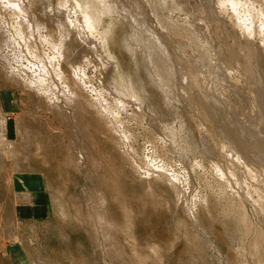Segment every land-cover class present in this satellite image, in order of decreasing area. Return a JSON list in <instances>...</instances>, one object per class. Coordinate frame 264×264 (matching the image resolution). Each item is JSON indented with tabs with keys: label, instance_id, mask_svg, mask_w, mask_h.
<instances>
[{
	"label": "rangeland",
	"instance_id": "obj_1",
	"mask_svg": "<svg viewBox=\"0 0 264 264\" xmlns=\"http://www.w3.org/2000/svg\"><path fill=\"white\" fill-rule=\"evenodd\" d=\"M215 1L0 0V264H264V0Z\"/></svg>",
	"mask_w": 264,
	"mask_h": 264
},
{
	"label": "bare ground",
	"instance_id": "obj_2",
	"mask_svg": "<svg viewBox=\"0 0 264 264\" xmlns=\"http://www.w3.org/2000/svg\"><path fill=\"white\" fill-rule=\"evenodd\" d=\"M7 1H8V0H7ZM41 1H42V0H41ZM70 1H71V0H70ZM73 1H74V0H73ZM113 1H114V0H113ZM162 1H163V0H162ZM216 1H217V4H218L219 7L224 5V4H223V3H224V2H223L224 0H216ZM216 1H215V2H216ZM226 1L228 2V3H227V4H228V7H229V5H232V6H230V7H232V9L235 8V6L239 5L240 3H244V4L246 3L245 0H226ZM226 1H225V3H226ZM251 1H253V0H251ZM257 1L259 2V0H257ZM257 1H255V2H257ZM77 2H78V1H77ZM110 2H111V1H110ZM249 2H250V1H248V3H249ZM258 2L256 3V5L259 4ZM48 3H49V2H48ZM84 3H85V2H84ZM91 3H92V2H91ZM91 3L89 2V4H91ZM149 3H150V2H149ZM207 3H208V2H207ZM260 3H261V0H260ZM5 4H6V3H5ZM77 4H78V3H76V5H77ZM100 4H101V3H100ZM135 4H136V3H135ZM222 4H223V5H222ZM244 4H242V5H244ZM250 4H251V2H250ZM250 4H248V5H250ZM261 4H262V3H261ZM17 5H18V4H17ZM21 5H22V4H21ZM70 5H71V4H70ZM79 5H80V2H79ZM79 5H77V6H79ZM84 5H85V4H84ZM108 5H109V4H108ZM108 5H107V6H108ZM129 5H130V4H129ZM137 5H138V4H137ZM214 5H216V3H214ZM225 5H226V4H225ZM242 5H241V6H242ZM253 5H254V4H253ZM263 5H264V3H263ZM15 6H16V4H15ZM49 6H50V5H49ZM49 6H48V7H49ZM72 6H74V5H72ZM80 6H81V5H80ZM111 6H112V5H111ZM114 6H116V5H114ZM135 6H136V5H135ZM218 6L216 5V7H218ZM244 6H245V5H244ZM250 6H251V5H250ZM13 7H14V5H13ZM18 7H19V6H18ZM50 7H51V6H50ZM102 7H103V6H102ZM137 7H138V6H137ZM195 7H196V6H195ZM216 7L214 6V8H216ZM239 7H240V6H239ZM246 7H247V6H246ZM257 7H258V6H257ZM16 8H17V6H16ZM72 8H73V7H72ZM81 8H82V7H81ZM107 8H108V7H107ZM146 8H147V7H146ZM152 8H153V7H152ZM197 8H198V7H197ZM222 8H223V10H224V7H222ZM250 8H251V7H250ZM258 8H259V7H258ZM263 8H264V7H263ZM20 9H21V8H20ZM20 9H19V10H20ZM48 9H49V8H47V10H48ZM79 9H80V8H79ZM104 9L107 10L106 8H104ZM108 9H110V8H108ZM112 9H113V8H112ZM138 9H140V8H138ZM178 9H179V8H178ZM220 9H221V7H220ZM227 9H228V8H227ZM244 9H245V13L248 12V11H246V8H244ZM253 9H254V8H253ZM253 9H252V10H253ZM255 9H256V8H255ZM11 10H12V9H11ZM14 10H15V9H14ZM62 10H63V8H62ZM62 10H60V11H62ZM74 10H76V9L74 8ZM142 10H143V9H142ZM142 10H141V11H142ZM167 10H168V9H167ZM218 10H219V9H218ZM221 10H222V9H221ZM225 10H226V9H225ZM236 10H237V9H236ZM247 10H248V8H247ZM249 10H250V9H249ZM76 11H77V10H76ZM83 11H84V10H83ZM83 11H82V12H83ZM111 11H112V10H111ZM113 11H114V10H113ZM137 11H138V10H137ZM149 11H150V10H149ZM152 11H153V10H152ZM171 11H172V10H171ZM204 11H205V10H204ZM234 11H235V10H234ZM238 11H239V10H238ZM238 11H237V12H238ZM243 11H244V10H243ZM16 12H18V11L16 10ZM65 12H66V11H65ZM82 12H81V13H82ZM101 12H102V11H101ZM138 12H139V11H138ZM153 12H155V11H153ZM226 12H227V11H226ZM226 12H225V13H226ZM60 13H61V12H59V14H60ZM63 13H64V11H63ZM69 13H70V12H69ZM73 13H74V12H73ZM77 13H78V12H77ZM191 13H192V12H191ZM208 13H209V12H208ZM234 13H235V12H234ZM234 13H233V14H234ZM238 13H239V12H238ZM74 14H75V13H74ZM78 14H79V13H78ZM90 14H91V13H90ZM90 14H89V15H90ZM100 14H101V13H100ZM149 14H150V12H149ZM153 14H154V13H153ZM230 14H231V13H230ZM241 14H242V13H241ZM250 14H252V17H253L254 20H255L257 16L260 15V17H261L262 15H264V11H263V10L261 9V7H260V10H259V11H256V10H255V12H254V10H253L252 13H251V11H250ZM60 15H61V14H60ZM66 15H67V14H66ZM66 15H64V18L66 17ZM72 15H73V14H72ZM75 15H76V14H75ZM79 15H80V14H79ZM89 15H88L87 12H85L84 15L82 14L81 16L83 17V21L85 22L86 26L91 28V27L94 25V22L96 23V20L94 21V19H93L92 17H90ZM104 15H105V14H104ZM157 15H158V14L156 13V16H157ZM234 15H236V13H235ZM243 15H245V14H243ZM247 15H248V13H247ZM15 16H16V15H15ZM19 16H20V15H19ZM52 16H53V15H52ZM68 16H69V15H68ZM70 16H71V15H70ZM76 16H77V15H76ZM98 16H99V15H98ZM159 16H160V15H159ZM238 16L240 17L241 15L239 14ZM238 16H237V17H238ZM249 16H250V15H249ZM249 16H248V17H249ZM57 17H58V16H57ZM57 17H56V18H57ZM72 17L74 18V16H71V18H72ZM82 17H81V18H82ZM94 17H95V16H94ZM111 17H112V16H111ZM147 17H148V16H147ZM237 17H236V18H237ZM248 17H246V18H248ZM252 17H251V18H252ZM263 17H264V16H263ZM263 17H262V18H263ZM22 18H23V17H22ZM49 18H50V17H49ZM58 18H59V17H58ZM62 18H63V17H62ZM73 18H72V20H74ZM79 18H80V17H79ZM79 18H78V19H79ZM96 18H97V17H96ZM101 18H102V17H101ZM113 18H114V17H113ZM233 18H235V17H233ZM233 18H232V19H233ZM241 18H242V17H241ZM243 18H245V16H244ZM258 18H259V17H258ZM19 19H20V18H19ZM76 19H77V17H76ZM98 19H100V16H99ZM123 19H124V18H123ZM158 19H160V17H158ZM198 19H199V18H198ZM198 19H197V20H198ZM223 19H224V18H223ZM228 19H229V18H228ZM239 19H240V18H239ZM31 20H32V19H31ZM57 20H58V19H57ZM63 20H64V19H63ZM72 20H71V22H72ZM100 20H101V19H100ZM154 20H155V19H154ZM201 20H202V19H201ZM249 20H250V19H249ZM249 20H247V21L245 20L246 23H247ZM261 20H262V19H261ZM53 21H54V20H53ZM66 21H67V20H66ZM128 21H129V20H128ZM138 21H139V20H137V22H138ZM149 21H150V20H149ZM237 21H240V20H237ZM243 21H244V20H243ZM250 21H251V20H250ZM252 21H253V20H252ZM258 21H259V19H258ZM17 22H18V20H17ZM32 22H33V21H32ZM41 22H42V21H41ZM56 22H57V21H56ZM56 22H55V23H56ZM58 22H59V21H58ZM64 22H65V20H64ZM76 22H77V21H76ZM126 22H127V21H126ZM135 22H136V21H135ZM143 22H144V21H143ZM143 22H142V23H143ZM150 22H151V21H150ZM150 22H149V24H150ZM167 22H168V20L165 21V23H167ZM170 22H171V21H170ZM253 22H254L253 24L255 25L256 22H255V21H253ZM30 23H31V22H30ZM46 23H47V22H46ZM77 23H78V22H77ZM98 23H99V22H98ZM109 23H110V22H109ZM112 23H113V22H112ZM112 23H111V24H112ZM138 23H139V22H138ZM159 23L161 24L160 26H162V27L164 26V23H163V21H162L161 19L159 20ZM236 23H237V22H236ZM241 23H243V22H241ZM241 23H240V24H241ZM250 23H251V22H250ZM262 23H263V25H264V21H262ZM39 24H40V23H39ZM57 24H58V23H57ZM67 24H68V22H67ZM72 24H73V23H72ZM78 24H79V23H78ZM83 24H84V23H83ZM83 24H82V26H83ZM130 24H131V23H130ZM185 24H186V23H185ZM253 24H252L251 26L248 24V26H249V27L247 28L248 33H252V31H253V29H254V27H255V26H253ZM257 24H258V23H257ZM43 25H45V24H43ZM43 25H42V26H43ZM47 25H48V24H47ZM55 25H56V24H55ZM59 25H60V24H59ZM65 25H66V24H65ZM80 25H81V21H80ZM80 25H79V26H80ZM97 25H98V24H97ZM97 25H96V26H97ZM171 25H172V24H171ZM173 25H174V24H173ZM234 25H236V24L234 23ZM237 25H239V24L237 23ZM243 25H245V24H243ZM243 25H242V27H241L240 25H239V26H240L241 28H243V27H244ZM261 25H262V24H260L259 26H261ZM30 26H31V25H30ZM42 26H41V27H42ZM60 26H64V25H63V21H62V25H60ZM68 26H69V25H67L66 27H68ZM73 26H74V25H73ZM94 26H95V25H94ZM143 26H144V25H143ZM166 26H167V25H166ZM169 26H170V25H169ZM239 26H238V28H239ZM24 27H25V26H24ZM24 27H23V28H24ZM36 27H37V26H36ZM56 27H57V26H56ZM66 27H61V28H65L66 31H69V30L66 29ZM80 27H81V26H80ZM83 27H85V26H83ZM87 27H86V28H83V29L85 30V29H87ZM148 27H149V26H148ZM172 27H173V26H171L170 28H172ZM175 27H176V26H175ZM246 27H247V26H246ZM19 28H20V26H19ZM74 28H75V27H74ZM93 28H94V27H93ZM93 28H92V29H93ZM95 28H96V27H95ZM101 28H102V27H101ZM164 28L167 29L168 27H167V28L164 27ZM178 28H179V27H178ZM20 29H22V28H20ZM25 29H26V28H25ZM57 29H58V28H57ZM59 29H60V28H59ZM59 29H58V30H59ZM76 29H77V31L80 30L78 27H77ZM96 29H97V28H96ZM258 29L262 30L263 28H260V27H259ZM32 30H33V29H32ZM32 30H31V31H32ZM61 30H63V29H61ZM72 30H73V29H72ZM135 30H136V28H135ZM149 30H150V29H149ZM171 30H173V29H171ZM238 30H239V29H238ZM240 30H241V29H240ZM255 30H257V29H254V31H255ZM2 31H3V30H2ZM47 31H48V30H47ZM49 31H50V30H49ZM66 31H64V32H66ZM93 31H95V30L93 29ZM188 31H189V30H188ZM242 31H243V30H242ZM245 31H246V30H245ZM262 31H263V30H262ZM14 32H15V31H14ZM17 32H18V31H17ZM24 32H25V31H24ZM64 32H61V34L64 33ZM80 32H83V31L80 30ZM149 32H150V31H149ZM3 33H4V31H3ZM20 33H21V32H20ZM57 33H58V32H57ZM59 33H60V32H59ZM66 33H68V32H66ZM66 33H65V34H66ZM69 33H70V31H69ZM69 33H68V34H69ZM78 33H79V32H78ZM94 33H96V32H93V35H94ZM156 33H157V32H156ZM156 33L151 34V36H150V37H152L151 40H152V41L155 40L157 43H158V42H159V43H162V41L165 40L164 37H163L164 40L162 39V37H160V38H161V39H160V38L156 35ZM255 33H256V32H255ZM21 34H22V33H21ZM30 34H31V33H30ZM68 34H66V35H68ZM90 34H91V33H90ZM101 34H102V33H101ZM253 34H254V32H253ZM257 34H258V33H257ZM259 34H261V33H259ZM27 35H28V34H27ZM39 35H40V34H39ZM69 35H71V34H69ZM83 35H84V34H83ZM83 35H82V36H83ZM85 35H86V34H85ZM85 35H84V36H85ZM135 35H136V33H135ZM162 35H163V34H162ZM251 35H252V34H250V36H251ZM49 36H50V35H49ZM49 36H48V37H49ZM59 36L61 37V35H59ZM76 36H77V35H76ZM79 36H81V35H79ZM89 36H91V35L88 34V37H89ZM102 36H103V35H102ZM107 36H108V35H107ZM159 36H160V35H159ZM163 36H164V35H163ZM250 36H249V37H250ZM0 37H1V36H0ZM24 37H25V35H24ZM33 37H34V36H33ZM48 37H46V39H47ZM64 37H65V36H64ZM211 37H212V36H211ZM246 37H247V36H246ZM259 37H260V36H259ZM40 38H41V37H40ZM58 38H59V37H58ZM58 38H57V39H58ZM66 38H67V37H65V39H66ZM74 38H75V37H74ZM77 38H78V37H77ZM80 38H81V37H79V39H80ZM106 38H107V37H106ZM166 38H167V37H166ZM25 39H26V38H25ZM46 39H45V40H46ZM71 39H72V38H71ZM82 39H83V38H82ZM93 39H94V38H93ZM96 39H97V38H96ZM168 39H169V38H168ZM201 39H202V38H201ZM248 39H249V38H248ZM250 39H251V41H253V40H252V36L250 37ZM84 40H85V39H84ZM91 40H92V39H91ZM0 41H1V39H0ZM9 41H10V40H9ZM22 41H23V39H22ZM66 41H67V40H66ZM66 41H65V42H66ZM85 41H86V40H85ZM87 41H88V43H89L88 38H87ZM165 41H166V40H165ZM170 41H171V40H170ZM1 42H2V41H1ZM47 42H48V41H47ZM63 42H64V41H63ZM91 42H92V41H91ZM91 42H90V44H91ZM94 42H95V41H94ZM171 42H172V41H171ZM262 42L264 43V41H262ZM26 43H27V42H26ZM28 43H29V42H28ZM57 43H58V42H57ZM81 43H83V42H81ZM103 43H104V42H103ZM147 43H148V42H147ZM149 43H150V42H149ZM164 43H165V42H164ZM176 43H177V42H176ZM190 43H191V42H190ZM198 43H199V42H198ZM198 43H197V44H198ZM16 44H17V43H16ZM60 44H61V42H60ZM62 44H63V43H62ZM62 44H61V45H62ZM67 44H68V42H67ZM67 44H66V45H67ZM192 44H194V43H192ZM6 45H7V44H6ZM10 45H11V44H10ZM50 45H51V44H50ZM61 45H60V46H61ZM68 45H69V44H68ZM103 45H104V44H103ZM180 45H181V44H180ZM8 46H9V45H8ZM23 46H24V45H23ZM26 46H27V45H26ZM41 46H42V45H41ZM48 46H49V45H48ZM92 46H94V45H92ZM12 47H13V46H12ZM29 47H30V46H29ZM29 47H28V48H29ZM88 47H89V46H88ZM100 47H102V46H100ZM104 47H105V46H104ZM161 47H162V46H161ZM253 47H254V46H253ZM30 48H31V47H30ZM94 48H95V47H94ZM102 48H103V47H102ZM179 48L182 49V47H179ZM61 49H63V48H61ZM91 49H92V48H91ZM97 49H98V48H97ZM253 49H254V48H253ZM27 50H28V49H27ZM63 50H65V49H63ZM20 51H21V50H20ZM28 51H29V50H28ZM28 51H27V52H28ZM182 51H183V50H182ZM206 51H207V50H206ZM261 51H262V50H261ZM60 52H61V51H60ZM66 52H67V51H66ZM168 52H169V51H168ZM262 52H263V51H262ZM9 53H10V52H9ZM28 53H29V52H28ZM36 53H37V52H36ZM63 53H64V52H63ZM79 53H80V52H79ZM183 53H184V52H183ZM183 53H182V54L180 53V54L183 55ZM155 54H156V53H155ZM155 54H154V55H155ZM165 54H167V53H165ZM259 54H260V53L258 52V55H259ZM12 55H13V54H12ZM46 55H47V54H46ZM178 55H179V54H178ZM186 55H187V54H186ZM186 55H185V56H186ZM2 56H3V55H2ZM23 56H24V55H23ZM33 56H34V55H33ZM36 56H37V55H36ZM53 56H54V55H53ZM58 56H59V55H58ZM102 56H103V55H102ZM108 56H109V55H108ZM15 57H16V56H15ZM47 57H48V56H47ZM106 57H107V56H106ZM109 57H110V56H109ZM109 57H108V58H109ZM112 57H113V56H112ZM176 57H177V56H176ZM9 58H10V57H9ZM58 58H59V57H58ZM2 59H3V57H2ZM190 59H191V58H190ZM248 59H249V58H248ZM8 60H9V59H8ZM25 60H26V59H25ZM46 60H48V59H46ZM180 61H181V60H180ZM194 61H195V60H194ZM20 62H21V61H20ZM40 62H41V61H40ZM169 62H170V60H169ZM3 63H4V62H3ZM6 63H7V62H6ZM16 63H17V62H16ZM41 63H42V62H41ZM183 63H184V62H183ZM194 63H195V62H194ZM17 64H18V63H17ZM49 64H50V62H49ZM72 64H73V63H72ZM185 64H186V63H185ZM5 65H6V64H5ZM5 65H4V66H5ZM70 65H71V64H70ZM197 65H198V64H197ZM36 66H37V65H36ZM43 66H44V65H43ZM56 66H57V65H56ZM78 66H79V65H78ZM49 67H50V65H49ZM52 67H53V66H52ZM73 67H74V66H73ZM171 67H172V66H171ZM184 67H185V66H184ZM76 68H77V67H76ZM78 68H79V67H78ZM201 68H202V67H201ZM17 69H18V68H17ZM39 69H40V68H39ZM80 69H81V67H80ZM80 69H79V70H80ZM185 69H186V68H185ZM77 70H78V69H77ZM17 71H18V70H17ZM23 71H24V70H23ZM29 71H30V70H29ZM54 71H55V70H54ZM198 71H199V70H198ZM203 71H204V70H203ZM203 71H202V72H203ZM209 71H210V70H209ZM202 72H201V73H202ZM41 73H42V72H41ZM76 73H77V72H76ZM76 73H75V74H76ZM201 73H200V74H201ZM261 73H263V72H261ZM58 74H59V73H58ZM79 74H80V73H79ZM79 74H78V75H79ZM82 74H84V73H82ZM84 75H85V74H84ZM173 75H174V74H173ZM189 75H190V74H189ZM201 75H202V74H201ZM59 76H61V75L59 74ZM59 76H58V79L60 78ZM80 76H82V75H80ZM13 77H14V76H13ZM55 77H57V75H56ZM190 77H191V76H190ZM16 78H17V77H16ZM24 78H25V77H24ZM27 78H28V77H27ZM76 78H77V77H76ZM36 79H37V78H36ZM81 79H82V78L80 77V80H81ZM178 79H179V78H178ZM37 80H39V79H37ZM45 80H46V79H45ZM60 80H63V79H60ZM77 80H79V79H77ZM194 80H195V79H194ZM19 81H20V80H19ZM29 81L31 82V80H29ZM81 81H82V80H81ZM81 81H80V82H81ZM84 81H85V80H84ZM205 81H206V80H205ZM37 82H39V81H37ZM42 82H43V80H42ZM58 82H59V81H58ZM207 82H208V81H207ZM23 83H25V82H23ZM27 83H28V82H26V84H27ZM40 83H41V81H40ZM50 83H51V81H50ZM82 83H83V81H82ZM26 84H25V85H26ZM30 84H31V83H30ZM42 84H43V83H42ZM79 84H80V83H79ZM28 85H29V83H28ZM28 85H27V86H28ZM32 85H33V87H34V86H35V82H33ZM36 85H37V84H36ZM39 85H40V84H39ZM63 85H64V84H63ZM210 85H211V84H210ZM29 86H30V85H29ZM40 86H41V85H40ZM48 86H49V85H48ZM80 86H81V85H80ZM111 86H112V85H111ZM36 87H39V86H36ZM49 87H50V86H49ZM49 87H48V89H49ZM181 87H182V86H181ZM40 88H41V87H40ZM42 88H43V86H42ZM81 88H82V87H81ZM257 88H260V87L257 86ZM261 88H262V86H261ZM33 89H35V88H33ZM259 90H261V89H259ZM44 91H45V90H44ZM47 91H49V90H47ZM51 91H52V90H51ZM92 91H93V90H92ZM45 92H46V91H45ZM61 92H62V91H61ZM95 92H96V91H95ZM47 93H48V92H47ZM50 93H51V92H50ZM65 93H66V92H65ZM65 93H64V94H65ZM69 93H70V92H69ZM96 93H97V92H96ZM62 94H63V93H62ZM71 94H72V93H71ZM98 94H99V93H98ZM43 95H44V94H43ZM48 95H49V94H48ZM67 95H68V93H67ZM45 96H46V95H45ZM55 96H56V95H55ZM63 96H64V95H63ZM75 96H77V95L75 94ZM73 97H74V96H73ZM95 97H96V96H95ZM99 97H100V96H99ZM99 97H98V98H99ZM54 98H55V97H54ZM63 98H64V97H63ZM66 98H67V97H66ZM70 98H71V97H70ZM70 98H69V99H70ZM64 99H65V98H64ZM67 99H68V98H67ZM58 100H59V99H58ZM70 100H71V99H70ZM97 100H98V99H97ZM51 101H52V100H51ZM68 101H69V100H68ZM98 101H99V100H98ZM48 102H49V101H48ZM69 102H70V101H69ZM71 102H72V100H71ZM75 102H76V101H75ZM99 102H100V101H99ZM66 103H68V102H66ZM49 104H50V103H49ZM68 104H69V103H68ZM94 104H95V103H94ZM53 105H54V104H53ZM55 106H56V105H55ZM71 106H72V105H71ZM74 106H75V105H74ZM105 106H106V105H105ZM98 107H99V106H98ZM107 107H108V106H107ZM73 110H74V109H73ZM108 110H109V108H108ZM99 111H100V110H99ZM60 112H61V111H60ZM100 112H101V111H100ZM105 112H107V110H106ZM105 112H104V113H105ZM109 112H110V111H109ZM105 114H106V113H105ZM111 114H113L112 111H111ZM73 115H74V114H73ZM106 115H107V114H106ZM109 116H110V115H109ZM111 117H112V116H111ZM113 117H114V116H113ZM112 119H113V118H112ZM17 129H18V128H17ZM20 129H21V128H20ZM3 133H4V132H3ZM173 137H174V136H173ZM172 139H173V138H172ZM0 141H1V140H0ZM208 149H209V148H208ZM79 157H80V156H79ZM234 160H235V159H234ZM245 160H246V159H245ZM241 161H242V160H241ZM215 168L217 169V166H216ZM216 169H215V170H216ZM234 169H235V168H234ZM218 170L220 171V169H218ZM215 172H216V173H219V172H217V171H215ZM229 172H230V171H229ZM248 172H250V171H248ZM258 173H259V172H258ZM229 174H230V173H229ZM249 174H251V173H249ZM232 175L234 176V174H232ZM222 177H223V176H221V178H222ZM254 177H256V176H254ZM259 177H260V176H259ZM261 180H262V179H261ZM222 182H223V181H222ZM224 183H225V182H224ZM172 184H173V183H172ZM222 189H223V188H222ZM250 190H251V189H250ZM258 190H259V189H258ZM225 193H226V191H225ZM178 194H179V193H178ZM178 194H177V195H178ZM26 196H27V195H25L24 197H26ZM27 197H28V196H27ZM255 197H256V196H255ZM179 199H180V198H179ZM239 199H240V198H239ZM257 202H258V204L260 205V207H262V211L264 212V201H263V199H262V198H258V199H257ZM239 206H240V205H239ZM244 212H245V210H244ZM243 214H244V213H243ZM242 220H243V219H242ZM243 221H244V220H243ZM245 222H246V221H245ZM248 226H249V225H248ZM248 228H249V227H248ZM246 229H247V228H246ZM254 229H255V228H254ZM262 229H263V228H262ZM262 232H263V231H261L260 234L258 233V235L260 236V240H261V241L264 240V233H262ZM258 235H257V237H258ZM261 249H262V248H261Z\"/></svg>",
	"mask_w": 264,
	"mask_h": 264
},
{
	"label": "crops",
	"instance_id": "obj_3",
	"mask_svg": "<svg viewBox=\"0 0 264 264\" xmlns=\"http://www.w3.org/2000/svg\"><path fill=\"white\" fill-rule=\"evenodd\" d=\"M38 180L40 183L41 180L36 175L34 177L28 176V177H24L22 179V181L24 182V184L26 185L27 188H35L37 190H41L42 189V181H41V184H39ZM14 185L16 187H18L20 184L15 181Z\"/></svg>",
	"mask_w": 264,
	"mask_h": 264
}]
</instances>
